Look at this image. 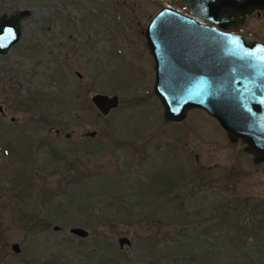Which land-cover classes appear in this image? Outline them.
I'll return each mask as SVG.
<instances>
[{
	"label": "rangeland",
	"instance_id": "374dc122",
	"mask_svg": "<svg viewBox=\"0 0 264 264\" xmlns=\"http://www.w3.org/2000/svg\"><path fill=\"white\" fill-rule=\"evenodd\" d=\"M168 3L0 0L31 10L0 54V264H264V162L155 94L145 29ZM244 34L264 40V15Z\"/></svg>",
	"mask_w": 264,
	"mask_h": 264
},
{
	"label": "water",
	"instance_id": "95a60500",
	"mask_svg": "<svg viewBox=\"0 0 264 264\" xmlns=\"http://www.w3.org/2000/svg\"><path fill=\"white\" fill-rule=\"evenodd\" d=\"M181 1L192 15L165 6L145 29L155 60L154 91L163 106L165 120L183 121L191 109H204L219 121L231 142L242 140L244 151L253 156V161L263 163L264 43H250L242 35L222 29L218 23L227 24L224 20L233 17L219 13L221 0ZM251 1L252 10L264 8V0ZM30 14V9H23L0 15V54L19 43L21 22ZM92 101L105 115L120 103L118 95L104 93L94 94ZM95 134L93 131L88 135ZM70 231L79 237L90 234L80 226ZM119 243L123 247L131 244V239L122 236ZM12 247L21 251L19 243Z\"/></svg>",
	"mask_w": 264,
	"mask_h": 264
},
{
	"label": "flooded vegetation",
	"instance_id": "af4514ba",
	"mask_svg": "<svg viewBox=\"0 0 264 264\" xmlns=\"http://www.w3.org/2000/svg\"><path fill=\"white\" fill-rule=\"evenodd\" d=\"M220 1V0H219ZM244 0H221L219 5V13H221L224 16H231L233 17V20H224L227 24H220L223 28V30L231 31V30H239L243 29L244 34V26L248 23L249 20H251L255 16H261L264 15V8H257L255 10H252V1L251 0H245V3H243ZM180 5L184 10L189 11L188 7L183 1H180ZM222 5V6H221ZM210 10V9H209ZM221 21V20H219ZM223 21H221L222 23ZM228 25V26H223ZM236 27L238 28H230V27ZM245 35V34H244ZM246 36V35H245ZM249 42L253 41H261L264 42V40H260L257 38H248L246 37Z\"/></svg>",
	"mask_w": 264,
	"mask_h": 264
}]
</instances>
